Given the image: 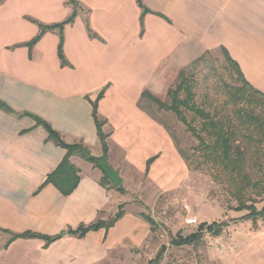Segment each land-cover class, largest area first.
Masks as SVG:
<instances>
[{
  "label": "crops",
  "instance_id": "obj_1",
  "mask_svg": "<svg viewBox=\"0 0 264 264\" xmlns=\"http://www.w3.org/2000/svg\"><path fill=\"white\" fill-rule=\"evenodd\" d=\"M77 1L82 9L64 29L63 66L57 32H47L32 49L25 44L39 33L32 20L51 25L71 15L68 0H0V230L49 237L66 232L50 244L17 239L5 248L7 241L0 264H141L149 256L145 245L155 236L143 218L149 206L128 199L134 180L144 186V179L190 174L143 93L165 100L182 70L221 48L264 92V0H142L149 10L143 24L137 0ZM96 102L108 135L107 160L119 171L125 193L103 187L100 168L72 157L80 182L66 196L53 184L44 185L66 150L49 140L35 118L66 144L82 143L92 157H100ZM164 160H170V168L161 167ZM167 184L154 191L180 188ZM121 204L125 213L111 229L83 238L69 233L107 220ZM184 247L189 246L177 248Z\"/></svg>",
  "mask_w": 264,
  "mask_h": 264
},
{
  "label": "trees",
  "instance_id": "obj_2",
  "mask_svg": "<svg viewBox=\"0 0 264 264\" xmlns=\"http://www.w3.org/2000/svg\"><path fill=\"white\" fill-rule=\"evenodd\" d=\"M137 4L143 10L141 17V24H143L144 16L149 13V10L143 5L142 0H137ZM68 5L71 6L72 13L62 22L46 25L32 20L39 27V33L25 44L32 49L47 32H57L59 35L58 56L63 66L67 64L64 56V29L75 21L79 10L82 9L77 0H68ZM88 31L91 32L89 27ZM221 53L229 69L227 76L220 75L219 79V75L211 68L216 60L207 53L180 72L174 87L169 89L165 102L147 91L143 93V98L157 105L160 110L174 114L177 120L187 127L198 141L197 151L202 156L203 163L211 167L215 181L238 202L235 210L247 212L243 220L257 222L264 219V206L259 209L258 202L255 201V197H262L264 201V92L257 90L246 80L241 68L225 48H221ZM204 67L210 68V71L208 73L206 70L200 71ZM227 77L230 78V83H227ZM103 96L104 92L99 95L98 101ZM97 107L96 102L93 106V116L103 154L106 155L108 135L103 130L105 122L98 119ZM35 119L38 123L45 125L49 140L66 150L62 162L53 173L48 175L44 185L53 184L64 195H70L80 182V171L72 164V157H80L94 164L95 167H100L85 145L66 144L58 132L42 120ZM155 159L154 157L148 160L146 173L149 172ZM184 159L187 164V158ZM100 183L103 187L114 188L106 175L101 178ZM116 189L125 193L122 185ZM124 208L125 205L119 206L117 214L107 221L99 220L88 226L81 225L76 230H70L69 233L83 238L92 231L109 230L123 217ZM143 218L155 233L157 229L155 221L147 215H143ZM226 227V222L202 223L196 232L186 236L177 235L172 239V245L195 246L206 235L219 237ZM0 233L11 235L5 248L17 239L38 238L50 244L59 238L31 231L14 234L8 230H0ZM165 251L166 248L162 247L149 264H160Z\"/></svg>",
  "mask_w": 264,
  "mask_h": 264
},
{
  "label": "rangeland",
  "instance_id": "obj_3",
  "mask_svg": "<svg viewBox=\"0 0 264 264\" xmlns=\"http://www.w3.org/2000/svg\"><path fill=\"white\" fill-rule=\"evenodd\" d=\"M211 57L216 60L211 63V68L219 75V79L220 75L227 76L229 69L222 53L220 51L213 53ZM201 70H206L208 73L210 68L204 67ZM226 80L227 83L231 81L229 77ZM175 83L171 87H174ZM166 100L167 97L162 101ZM150 109L153 116L167 126L181 156L187 158L190 174L182 169L184 173H178L179 176L175 179L157 178L156 181L144 179V186L138 177L134 180L135 189H131L133 193L128 199L133 204L142 202L148 205V208L144 206L143 213L159 225L156 233L153 234L154 240L145 245V252L149 256H145L141 264H148L150 260L155 259L162 247L167 248L168 255L175 264H264V219L257 222L243 220L247 212L235 210L238 202L215 181L211 167L203 163V158L197 151L198 141L187 127L180 123L174 114L160 110L152 102ZM169 153L168 147L166 155ZM170 166V160H164L161 164V167L166 169ZM154 183L155 189H153ZM157 184L160 187L166 184L175 187L180 185V188L160 194L154 191ZM255 201L258 202L259 209L264 206L262 197H255ZM118 209L111 217L117 214ZM189 218H196L198 225L187 226L185 221ZM215 222L227 223V227L219 237L206 235L198 245L191 247L172 246V239L177 235H189L196 232L200 224ZM9 238V235L0 233V249Z\"/></svg>",
  "mask_w": 264,
  "mask_h": 264
},
{
  "label": "water",
  "instance_id": "obj_4",
  "mask_svg": "<svg viewBox=\"0 0 264 264\" xmlns=\"http://www.w3.org/2000/svg\"><path fill=\"white\" fill-rule=\"evenodd\" d=\"M93 160L100 167L104 175L108 177L114 188H118L122 185V179L119 171L114 170L108 163L107 156L103 154L100 157H93ZM66 232H62L59 237L65 236Z\"/></svg>",
  "mask_w": 264,
  "mask_h": 264
},
{
  "label": "built area",
  "instance_id": "obj_5",
  "mask_svg": "<svg viewBox=\"0 0 264 264\" xmlns=\"http://www.w3.org/2000/svg\"><path fill=\"white\" fill-rule=\"evenodd\" d=\"M187 226H195L198 225L196 218H189L185 221ZM160 264H175L172 259H170V256L168 255V251L164 252Z\"/></svg>",
  "mask_w": 264,
  "mask_h": 264
}]
</instances>
